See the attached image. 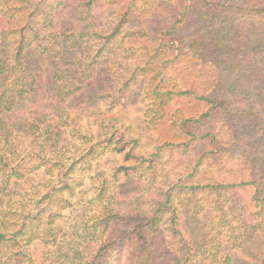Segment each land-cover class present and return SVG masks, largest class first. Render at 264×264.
I'll use <instances>...</instances> for the list:
<instances>
[{
  "label": "trees",
  "instance_id": "16d2710c",
  "mask_svg": "<svg viewBox=\"0 0 264 264\" xmlns=\"http://www.w3.org/2000/svg\"><path fill=\"white\" fill-rule=\"evenodd\" d=\"M219 263L264 264V0H0V264Z\"/></svg>",
  "mask_w": 264,
  "mask_h": 264
},
{
  "label": "rangeland",
  "instance_id": "374dc122",
  "mask_svg": "<svg viewBox=\"0 0 264 264\" xmlns=\"http://www.w3.org/2000/svg\"><path fill=\"white\" fill-rule=\"evenodd\" d=\"M187 109H199V108H195L194 106H189L186 107ZM185 112V111H184ZM155 128L152 129L151 133L150 134H154V135H163V132L165 130V128L163 127V122H161V120L157 123H155ZM205 128H201V131L204 133L205 132ZM169 131V134L172 136L174 134V132L176 130H174L173 128H171ZM202 144H200L199 146L195 147V148H189L187 153L185 154H181V152H183L184 150H176V151H173V152H165L163 155H164V159H163V162L164 164L161 165L159 163V168L157 169V174L160 175L162 172L164 175H166V178L167 179H173V178H176L177 176H183L184 174H187V166L186 165V155L190 156L192 159L193 158H196L197 155H201L203 152L205 151H209L210 148L209 146H207L205 143L201 142ZM149 150H153L154 149V146H150L148 145L147 146ZM201 169H205V166L203 165L201 167ZM214 171V170H213ZM214 172H211V174H213ZM204 174L203 173H199L198 174V178H202ZM139 182V180H138ZM144 184V183H143ZM141 184V188H142V185ZM88 196H83V198H80L79 201L80 202H83ZM75 200H78L77 198H75ZM84 203V202H83ZM78 208L81 207V205L79 204L77 206ZM79 212V211H78ZM78 212H74V214H79ZM213 256V255H212ZM218 257V256H217ZM219 259V262H221V256L218 257ZM220 264V263H219Z\"/></svg>",
  "mask_w": 264,
  "mask_h": 264
}]
</instances>
